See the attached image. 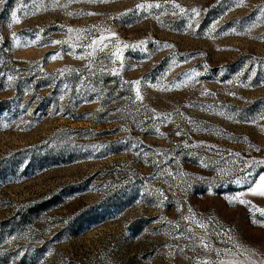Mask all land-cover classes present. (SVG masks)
Listing matches in <instances>:
<instances>
[{
    "label": "rangeland",
    "instance_id": "rangeland-1",
    "mask_svg": "<svg viewBox=\"0 0 264 264\" xmlns=\"http://www.w3.org/2000/svg\"><path fill=\"white\" fill-rule=\"evenodd\" d=\"M261 177L264 0L0 3V264H264Z\"/></svg>",
    "mask_w": 264,
    "mask_h": 264
},
{
    "label": "snow or ice",
    "instance_id": "snow-or-ice-1",
    "mask_svg": "<svg viewBox=\"0 0 264 264\" xmlns=\"http://www.w3.org/2000/svg\"><path fill=\"white\" fill-rule=\"evenodd\" d=\"M2 2H3V0H0V3H2ZM159 6L160 5H156V7H159ZM138 7H140V6H138ZM192 11L193 12H196L195 9H193ZM89 14H91V13H89ZM69 31H71V29ZM92 44L95 45L96 47H99L100 46V42L95 41V40L92 41ZM136 83H139V82H136ZM136 99L137 100H140L141 99V95H140V92L139 91H137V93H136ZM177 134H179V133H177ZM261 183L264 184V177H261ZM260 188H261V184H257L256 188H254L252 190L253 191V194L264 195V191H259L258 192V189H260Z\"/></svg>",
    "mask_w": 264,
    "mask_h": 264
}]
</instances>
